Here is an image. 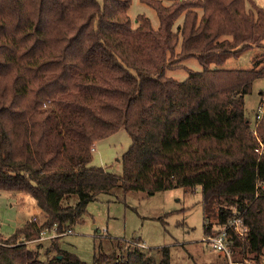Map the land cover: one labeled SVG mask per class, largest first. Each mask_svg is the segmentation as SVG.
Segmentation results:
<instances>
[{"label": "trees", "instance_id": "16d2710c", "mask_svg": "<svg viewBox=\"0 0 264 264\" xmlns=\"http://www.w3.org/2000/svg\"><path fill=\"white\" fill-rule=\"evenodd\" d=\"M143 1L156 10L155 28L144 14L131 24L130 0H0V190L32 197L45 214L0 233V264H168L166 245L149 248L156 260L140 240L99 236L87 263L53 240L118 185L198 186L203 234L239 214L245 229H229L230 256L264 264V107L251 123L244 101L264 65L223 67L264 46V6ZM190 56L201 69L165 74ZM119 129L130 137L121 171L91 164L93 143ZM50 230L42 251L28 245Z\"/></svg>", "mask_w": 264, "mask_h": 264}, {"label": "rangeland", "instance_id": "374dc122", "mask_svg": "<svg viewBox=\"0 0 264 264\" xmlns=\"http://www.w3.org/2000/svg\"><path fill=\"white\" fill-rule=\"evenodd\" d=\"M168 4V0H162ZM264 6V0H255ZM127 13L131 24H137V15L144 14L149 18L152 27L158 26V16L154 7L143 0H130ZM183 13L174 21L173 29L181 23ZM180 35L176 50L180 46ZM264 65V46H253L245 49L237 57H228L225 68H259ZM188 69L199 70L198 60L187 57L181 66L166 68L165 74L175 79H184ZM264 91V77L256 78L250 92L245 94V114L253 123L257 110L260 91ZM253 125V124H252ZM130 137L125 129L100 138L93 143L91 164L101 165L109 171H121V154L127 149ZM264 147V144L261 146ZM13 191L0 190V233L8 236L23 221L26 209L22 205L24 198ZM96 200L89 201L85 206L82 220L74 223L65 234L53 239L59 246L74 251L87 263L92 261L94 244L99 236H111L126 240H140V246L146 255H153L158 260L160 253L149 251V248L163 245L169 248L168 264H227L226 257L211 248L203 239V215L201 193L198 186L194 188L174 186L149 193L144 190L124 191L119 185L109 192L99 193ZM29 198V197H27ZM77 200L75 194L68 199L69 203ZM41 214V215H40ZM31 214L38 222L43 221L42 214ZM29 216V218H30ZM29 218L26 220L28 221ZM42 240H30L28 245L44 246L49 242L45 238L54 236V232L41 233ZM40 242V243H38ZM105 248L109 247L106 240ZM143 247H142V245Z\"/></svg>", "mask_w": 264, "mask_h": 264}, {"label": "built area", "instance_id": "2783aa9c", "mask_svg": "<svg viewBox=\"0 0 264 264\" xmlns=\"http://www.w3.org/2000/svg\"><path fill=\"white\" fill-rule=\"evenodd\" d=\"M261 102H259L257 110L255 112V118L258 119L262 113L264 107V93L261 96ZM255 125H252L253 133L255 134L254 130ZM260 143V146L263 143L257 138ZM257 150V149H256ZM35 219L34 216H30L29 220ZM241 216L238 214L230 219L227 222L222 223L220 226L216 227V230L212 234L206 235L203 239H205L208 245L213 248L214 250L223 253L226 257L227 264H251L249 260H233L230 256L229 251V235H230V228H232L237 233H242L245 227L242 226ZM142 245V244H141ZM143 246V245H142Z\"/></svg>", "mask_w": 264, "mask_h": 264}, {"label": "crops", "instance_id": "0c3cea01", "mask_svg": "<svg viewBox=\"0 0 264 264\" xmlns=\"http://www.w3.org/2000/svg\"><path fill=\"white\" fill-rule=\"evenodd\" d=\"M22 200H23L22 205L25 207L26 212H25V216H24L23 221L21 222V224H23L29 218V216L31 214L35 213V214L39 215L40 213H43L41 208H39L37 206L35 200L32 197H29V198L26 197V198H24ZM42 217L43 218L45 217L44 213L42 214ZM214 264H218V263H214Z\"/></svg>", "mask_w": 264, "mask_h": 264}]
</instances>
